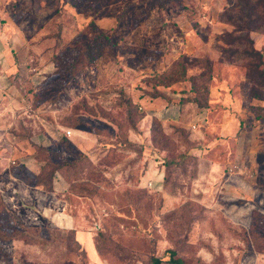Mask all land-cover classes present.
Masks as SVG:
<instances>
[{"label": "rangeland", "instance_id": "374dc122", "mask_svg": "<svg viewBox=\"0 0 264 264\" xmlns=\"http://www.w3.org/2000/svg\"><path fill=\"white\" fill-rule=\"evenodd\" d=\"M234 3L0 0V227L28 236H0V264H264V100L219 39ZM77 160L72 183L34 185Z\"/></svg>", "mask_w": 264, "mask_h": 264}, {"label": "trees", "instance_id": "16d2710c", "mask_svg": "<svg viewBox=\"0 0 264 264\" xmlns=\"http://www.w3.org/2000/svg\"><path fill=\"white\" fill-rule=\"evenodd\" d=\"M223 17L224 22L232 25L233 29L231 31H224L219 35V39L225 43L224 46H222L221 51L229 58L230 61H233V57L247 59V62H245L246 77L252 83L253 96L260 97L261 100H264V53L255 48L254 40L250 36V33L253 30H258L264 27V0H236V3H234L230 8L225 9ZM91 50L92 46L87 48L86 52H84L86 55L82 52H78L76 57L71 62H68L66 71L73 73L80 64L85 62V60L88 62L91 58ZM181 59L182 63L179 62V67L177 68L179 71L182 70L185 75L187 71L186 63L191 60V58L188 55H183L181 56ZM61 63L62 62H55L57 68L62 65ZM176 71L177 69L175 72ZM210 80L211 74H209L207 80H204L203 82L196 83V81H192V86L197 87L196 90L199 93L197 97L199 99L203 98L200 88H203V86L206 85L204 92H207V84L210 82ZM208 94L209 92H207V95ZM207 100L208 97L205 96V98L200 101L201 105H206ZM129 104H131L130 100ZM132 107L133 106L131 105V107L128 109L130 115L133 114ZM132 122L133 124L135 123L134 120H132ZM127 144L128 146H133V144L130 142ZM181 159L185 161L187 156L185 154H181L180 160ZM79 162L81 161H63L58 166H53L50 171L44 172L41 175H37L34 185H42L44 188H49L46 191L50 192L52 191L53 186H51L49 183H51V180L55 178L56 174L61 175V173L63 176L62 178H64L65 181L72 183L71 176L76 173V168L79 166ZM85 163H89V161H85ZM86 168L87 167L85 166L84 169ZM2 229L3 228L0 227V236L2 238H28L27 235H23V233H20L18 230H14L10 235H6ZM23 229L27 230V228ZM68 232L72 233L75 237L74 230H68ZM164 262L169 264H190L185 262L182 258L171 257L169 260L164 261L157 256L151 257L150 264H163Z\"/></svg>", "mask_w": 264, "mask_h": 264}, {"label": "crops", "instance_id": "0c3cea01", "mask_svg": "<svg viewBox=\"0 0 264 264\" xmlns=\"http://www.w3.org/2000/svg\"><path fill=\"white\" fill-rule=\"evenodd\" d=\"M18 33V32H17ZM15 32V34H12V37L15 38V35H18L19 37L21 36L20 34H17ZM16 62L13 60L11 63H7V67L4 69L0 70V103L2 104L0 107V118H4L5 114L7 113L8 108L5 107V105L3 103H7L8 99H12L11 95H10V91L6 90L9 86H14L13 84V80L15 78V76H12L13 70L16 68ZM156 99V98H155ZM20 100H23V98H19V96H16L15 99L13 101H15L16 103H19ZM3 106V108H2ZM2 122V120H0V123ZM3 126L0 125V135L6 132L4 131ZM4 131V132H2ZM6 139L3 138L0 139V161H4V154L7 153V150H10L11 146H7L6 144Z\"/></svg>", "mask_w": 264, "mask_h": 264}, {"label": "built area", "instance_id": "2783aa9c", "mask_svg": "<svg viewBox=\"0 0 264 264\" xmlns=\"http://www.w3.org/2000/svg\"><path fill=\"white\" fill-rule=\"evenodd\" d=\"M67 133H68V135H70L72 133V131L71 130H68Z\"/></svg>", "mask_w": 264, "mask_h": 264}]
</instances>
